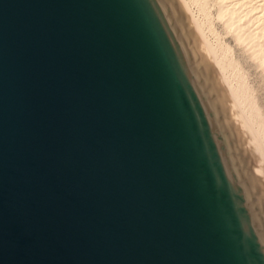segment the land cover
<instances>
[{
    "label": "water",
    "instance_id": "1",
    "mask_svg": "<svg viewBox=\"0 0 264 264\" xmlns=\"http://www.w3.org/2000/svg\"><path fill=\"white\" fill-rule=\"evenodd\" d=\"M176 0H0V264H264V204Z\"/></svg>",
    "mask_w": 264,
    "mask_h": 264
},
{
    "label": "rangeland",
    "instance_id": "2",
    "mask_svg": "<svg viewBox=\"0 0 264 264\" xmlns=\"http://www.w3.org/2000/svg\"><path fill=\"white\" fill-rule=\"evenodd\" d=\"M242 1L245 2L246 0H242ZM261 1L263 2L264 0H251V2L249 0V2L247 1V3H245V5L243 7H240V6H242V4H244V2H240V0H225L224 2L226 4H228V7L231 5L233 7H236L235 5L236 4L238 5L234 10H232V11L230 10L232 8V6H231V8H229L230 12L226 11L227 14H228V12L230 13V15L228 14L229 18L227 17L228 15L226 13H224L227 15L226 16V18H228V20H227L226 18H223V15L221 18H220L221 15H219L220 14L219 8H221V6L225 4L223 2V0H176L178 5L181 7V10H182L183 16H184V22L187 24L186 27L188 28V34L191 38V41H192L194 48L198 52V54L202 53L201 52L202 49L200 47V45L202 43L199 42V40H200V38L201 39L203 38L201 35L202 33H200V32H202L204 30V32L206 33L205 35H206L208 41H210L211 44L214 45V47H216L218 52L221 51L219 53L223 54V57L225 58L224 61L229 63V64L227 63L226 76H227V78L229 77L228 81L230 82V84L225 79V77H224L225 74H223L221 72L220 68L218 69L219 66H217V64H215V61H213V62L215 64V68H217V69L213 68V65H211L213 69L212 68L210 69L211 66L209 68H207V66H206L207 64L205 63V60H204L205 57L202 54L201 55L199 54L200 56L203 57V58H201V57L200 58H201V61L203 62V64L205 65L206 70L208 71L207 73H208V76L210 78L211 86H212V88L216 94V98H217L218 102H220L219 104H220L221 108L223 109L225 116L227 117V119L230 122V125H231L230 128L232 131V136L234 137L236 147L242 156V161L247 168V173H248L251 181H253V180L255 181V182H252V184H253V187L256 191V194H257L258 198H260V200L264 204V146H263L264 142L262 143V140H261L264 138V67H263L264 66V62H263L264 61V56H263L264 55V49H262V48H264V45L260 44V43L264 42V33H263L264 31H261L264 28V23L262 22V21H264V8L262 7V6H264V4H263L264 2L262 3ZM248 3H250L249 5H251V6H249ZM229 4H231V5H229ZM245 6L249 9H250V7H252V9L249 10L247 8H244ZM189 8H190V10H189ZM239 8H241V9H239ZM253 8H254V10H253ZM262 8H263V10H262ZM247 10H249V11H247ZM255 10H257V11H255ZM236 11H237V14H241L242 16L241 15L238 16L236 14ZM262 11H263V13H262ZM231 12L232 13L235 12V13L231 14ZM234 14H236V15H234ZM243 14H245V15H243ZM232 15L235 16V20L237 22L236 23L234 21L235 24L233 23V20H234L233 17L234 16H232ZM230 16H232V18H230ZM237 16L238 17H240V16L241 17H247L248 16V19L244 18V20H243V18H242V20H241ZM249 16H251V17H249ZM258 16H261L262 21L261 20H259V22L257 21ZM236 17L240 20V22L244 21L243 23H241V26H240L241 29H239L240 27L238 25L240 22L237 20ZM254 19H255V21H254L255 23H252ZM227 21H228V25H226ZM246 21L247 22L250 21V23L248 22V24H247ZM197 22H199V23H197ZM202 22L204 25L202 24ZM245 22H246V25L245 26L242 25ZM229 23L230 24L232 23V24L229 25ZM206 24H207V26H206ZM236 24H238V25H236ZM255 24H256V26H255ZM261 24L263 25V28H262V26H260ZM201 26H203V29H201L202 28ZM235 26L236 27L238 26L237 27L238 30L235 28ZM257 26H260L262 29L260 27H257ZM247 27H248V29L250 28L251 31L253 30L252 34L250 32V29L249 30L247 29L248 31L246 30ZM253 28L254 29L260 28L261 32L258 33L255 30L256 33H254ZM233 29H234V31H233ZM243 30L244 31L246 30V31L244 32ZM235 31L236 32L238 31V33H236ZM242 31L245 34H243ZM234 32L236 35L234 34ZM246 32H247V36H246ZM248 32L251 34L250 36L248 35ZM253 33H254V36L256 35L255 37L253 36ZM237 34H239V35H237ZM242 34H243V36H242ZM257 34L258 35L262 34V35H259L261 37H257ZM238 36H240L242 38H240ZM244 36H246V38H247V40L245 39V41H248L249 38H251L250 41L255 38L257 41H259L258 45H257V42L256 43L254 42L255 40L252 41L254 43L247 42V44L245 45L246 42L243 40V38H245ZM209 37H210V39H209ZM252 37H254V38H252ZM204 40H205V37H204ZM237 40H239V42ZM240 43H242V44H240ZM251 43H252L253 47L255 45L254 50L256 49L255 50L256 52H252V53H255L254 57H253L254 54L251 53V51H253L252 50L253 47L250 48L248 45V44L251 45ZM259 45L263 51L258 48ZM259 50L261 52H258ZM222 52H224V53H222ZM256 53H261V55L259 54L260 57L258 56V54L256 55ZM256 57L258 58V60ZM260 61L262 62V64ZM212 70H213V72H211ZM215 70L217 72H215ZM217 74H218V76H221L220 77L221 79L219 77L217 78ZM220 74H222L223 76ZM217 80H221V82L224 81V82H222L223 86L221 85L222 83H220L219 81L217 82ZM231 84H232V86H231L232 88L230 87ZM237 84H239L238 87H237ZM242 85H243V87H242ZM230 88L232 90H234L233 88H235V89L237 88V90L240 91V95L243 93L241 95L243 97V100L241 101L243 105L242 104L240 105L235 100L236 98L234 97V94L232 93V90ZM231 100H232V102H231ZM232 103L233 104L236 103L235 105H238V107H236L234 105L231 106ZM225 106L228 107L227 108L228 110L226 109ZM246 108H247V110H246ZM232 109H234L235 111ZM256 110H257V112H256ZM236 111L239 113V114L238 113H236V114H238L240 116V118H239V116H237V118L235 117ZM241 115H242V117H241ZM233 116L236 118V123L238 125L235 124V122H234L235 119ZM241 118L242 119L244 118L243 119L244 121L242 120L243 123L241 122ZM252 121H253V123H252ZM256 131H259L261 135L258 132V134H259V136H258ZM250 134H251V136H250Z\"/></svg>",
    "mask_w": 264,
    "mask_h": 264
},
{
    "label": "bare ground",
    "instance_id": "3",
    "mask_svg": "<svg viewBox=\"0 0 264 264\" xmlns=\"http://www.w3.org/2000/svg\"><path fill=\"white\" fill-rule=\"evenodd\" d=\"M224 1H225V0H223V2H224ZM247 1L249 2V0H246L245 2L242 1V0H240V2H244V4L241 3L242 6H240V7H243V6L245 5V3H247ZM232 2H233V1H232ZM250 2H251V0H250ZM258 2H259V1H258ZM261 2H262V1H261ZM263 2H264V1H263ZM263 2H262V3H263ZM224 3H225V2H224ZM249 4H250V3H248V5H249ZM263 4H264V3H263ZM229 5H231V4H229ZM258 5H259V4H258ZM231 6H232V5H231ZM231 6L228 7V4L225 3L224 5L221 6V8H219L220 11H219V10H218V11L220 12L219 15H221L220 18L222 17V15H223V18H226V16H227L228 14L230 15V13H229L230 10H231V11L234 10L238 5L236 4V5H235L236 7H233V6H232L233 9L231 8ZM249 6H251V5H249ZM249 6H248V7H249ZM252 6H253V5H252ZM262 7L264 8V6H262ZM229 8H231V9L229 10ZM244 8H247V7L245 6ZM254 8H255V7H254ZM254 8H253V10H254ZM259 8H260V7H259ZM263 8H262V10H263ZM237 9H238V8H237ZM239 9H241V8H239ZM242 9H243V8H242ZM247 9H249V8H247ZM250 9H252V7H250ZM250 9H249V10H250ZM189 10H190V8H189ZM249 10H247V11H249ZM226 11H229L228 14H227ZM255 11H257V10H255ZM224 13H226L227 15L224 14ZM233 13H235V12H233ZM233 13L231 12V14H233ZM238 13H239V12H238ZM241 13H242V12H241ZM262 13H263V11H262ZM236 14H237V11H236ZM236 14H234V15H236ZM246 14H247V13H246ZM248 14H249V13H248ZM252 14H253V13H252ZM224 15H225V16H224ZM229 15L227 16L228 18H229ZM234 15H232V16H234ZM237 15L239 16V15H241V14H237ZM243 15H245V14H243ZM249 15H250V14H249ZM232 16H230V18H232ZM238 16H237V17H238ZM241 16H242V15H241ZM241 16L238 17V18L241 19V20H242V18H243V20H244V18H247V19H248V16H247V17H241ZM237 17H236V18H237ZM249 17H251V16H249ZM254 17H255V16H254ZM228 18H226V19L228 20ZM238 18H237V20L240 22V20H239ZM252 18H253V17H252ZM259 18H260V19H259ZM193 19H194V18H193ZM196 19H197V18H196ZM233 19H234V20H233ZM233 19H232V20H233V23H234V21L236 22V20H235V16L233 17ZM200 20H201V19H200ZM221 20H222V19H221ZM230 20H231V19H230ZM259 20H261V16H258V20H257V21L259 22ZM194 21H195V20H194ZM254 21H255V19L253 20L252 23H255ZM261 21H262V20H261ZM190 22H191V21H190ZM195 22H196V21H195ZM195 22H194V23H195ZM229 22H230V21H229ZM231 22H232V21H231ZM243 22H244V21H243ZM243 22L241 21V22L239 23V25H238V24H236V25H238V26L240 27V26H241V23H243ZM246 22H247V21H246ZM246 22H245L244 24H242V25L245 26V25H246ZM248 22L250 23V21H248ZM248 22H247V24H248ZM262 22L264 23V21H262ZM262 22H261V23H262ZM192 23H193V22H192ZM197 23H199V22H197ZM197 23H196V24H197ZM226 23H227L226 25H228V21H227ZM236 23H237V22H236ZM256 23H257V22H256ZM202 24H203V22H202ZM231 24H232V23H231ZM231 24L229 23V25H231ZM234 24H235V23H234ZM257 24H258V23H257ZM186 25H187V24H186ZM198 25H199V24H198ZM203 25H204V24H203ZM258 25H259V24H258ZM206 26H207V24H206ZM238 26H237V27H238ZM253 26H254V25H253ZM255 26H256V24H255ZM260 26H262V28H263V25H262V24H261ZM260 26H257V27H260ZM201 27H202L201 29H203V26H201ZM231 27H232V26H231ZM233 27H234V26H233ZM237 27L235 26V28L238 30ZM205 28H206V27H205ZM225 28H226V27H225ZM229 28H230V27H229ZM260 28H261V27H260ZM260 28H259V29L257 28L258 30L253 28V29H254V33H256L255 30H256L258 33L261 32V31H264V28H263V30H261V31H260ZM262 28H261V29H262ZM201 29H200V30H201ZM231 29H232V28H231ZM239 29H241V27H240ZM242 29H243V28H242ZM244 29H245V28H244ZM247 29H248V27L246 28V30H247ZM249 29H250V28H249ZM249 29H248V30H249ZM229 30H230V29H229ZM229 30H228V31H229ZM246 30H245V31H246ZM248 30H247V31H248ZM198 31H199V30H198ZM201 31H202V30H201ZM207 31H208V30H207ZM207 31H206V32H207ZM233 31H234V29H233ZM239 31H240V30H239ZM243 31H244V30H243ZM243 31H242V33H243ZM245 31H244V32H245ZM235 32H236V31H235ZM235 32H234V34H235ZM250 32H251V34H252L253 30L251 31V29H250ZM200 33H202L201 35H202V37H203V38H202L203 40H204V37H205V40H204L205 42H204L201 38H200L201 41H200L199 39H198V40H199V42L202 43V44H201L202 46L200 45V47H201V49H202V50H201V52H202L201 54L205 57L204 60H205V63L207 64V65H206L207 68H209L211 65H213V68H215V64H217V66H219L218 69L220 68L221 72H222L223 74H225V76H224L225 79L228 81V78H229V77L227 78V76H226V72H227V63H228V62L224 61L225 58L223 57V54H220V53H219V52H221V51L218 52L217 49H216V47H214V45H212L211 42L208 41V39H207V37H206V35H205L206 33L204 32V30H203L202 32H200ZM236 33H238V31H237ZM254 33H253V36H254ZM263 33H264V32H263ZM263 33H262V34H263ZM210 34H211V33H210ZM229 34H230V33H229ZM240 34H241V33H240ZM243 34H245V33H243ZM243 34H242V36H243ZM251 34L248 32V35H249V36H250ZM262 34H259V35H262ZM204 35H205V36H204ZM235 35H236V34H235ZM237 35H239V34H237ZM259 35L257 34V37H261V36H259ZM246 36H247V32H246ZM246 36H244L245 38H243L244 41H245V39L247 40ZM249 36H248V37H249ZM255 36H256V35H255ZM255 36H254V37H255ZM197 37H198V36H197ZM199 37H200V36H199ZM238 37H240V36H238ZM254 37H252V38H254ZM240 38H242V37H240ZM209 39H210V37H209ZM238 39H239V38H238ZM250 39H251V38H249L248 41H245V42H246L245 45L247 44V42H252L253 40H255L254 42H255V43L257 42V45H258L259 41H257L255 38L252 39L251 41H250ZM198 40H197V41H198ZM243 40H242V41H243ZM237 41L239 42V40H237ZM244 41H243V42H244ZM217 42H218V41H217ZM254 42H252V43H254ZM205 43H206V44H205ZM252 43H251V45L248 44L250 48L253 47V46H252ZM197 44H198V43H197ZM217 44H218V43H217ZM240 44H242V43H240ZM243 44H244V43H243ZM260 44L264 45V42H263V43H260ZM245 45H244V46H245ZM253 45H254V44H253ZM262 45H261V46H262ZM198 46H199V45H198ZM222 47H223V46H222ZM254 47H255V45H254ZM254 47L252 48L253 51H251V53H252V52H256V51H255L256 49L254 50ZM218 48H219V47H218ZM246 48H247V47H246ZM250 48H249V49H250ZM256 48H257V47H256ZM258 48L261 49V48H260V45H259ZM262 49H264V48H262ZM262 49H261V50H262ZM247 50H248V49H247ZM198 51H199V50H198ZM249 51H250V50H249ZM262 51H263V50H262ZM199 52H200V51H199ZM258 52H261V51L259 50ZM222 53H224V52H222ZM199 54H200V53H199ZM201 54H200V55H201ZM252 54H254V55H253V57H254V56H255V53H252ZM257 54H258V56H259V54L261 55V53H256V55H257ZM226 55H227V54H226ZM262 55H263V54H262ZM251 56H252V55H251ZM258 56H257V57H258ZM263 56H264V55H263ZM200 57L203 58L202 56H200ZM257 57H256V58H257ZM259 57H260V56H259ZM259 57H258V58H259ZM256 58H255V59H256ZM258 58H257V60H258ZM227 59H228V58H227ZM202 60H203V59H202ZM259 60H260V59H259ZM213 61H215V64H214ZM261 61H262V60H261ZM261 61H260V62H261ZM263 62H264V61H263ZM228 64H229V63H228ZM261 64H262V62H261ZM204 66H205V65H204ZM231 66H232V65H231ZM263 67H264V66H263ZM211 68H212V66L210 67V69H211ZM213 68H212V69H213ZM229 68H230V67H229ZM215 69H217V68H215ZM211 72H213V70H212ZM215 72H217V71L215 70ZM230 73H231V72H230ZM230 73H229V74H230ZM220 75H222V74H220ZM222 76H223V75H222ZM228 76H229V75H228ZM232 76H233V75H232ZM218 77L220 78L221 76H218V74H217V78H218ZM237 77H238V76H237ZM220 79H221V78H220ZM231 80H232V79H231ZM231 80H230V81H231ZM218 81H219L220 83L224 82V81L221 82V80H217V82H218ZM227 81H226V82H227ZM228 83L230 84L229 81H228ZM221 85L223 86V83H222ZM221 85H220V86H221ZM224 85H225V84H224ZM238 85H239V84H237V87H238ZM231 86H232V84L230 85V87H231ZM228 87H229V86H228ZM234 87H235V86H234ZM242 87H243V85H242ZM231 88H232V87H231ZM231 88H230V89H231ZM227 89H228V88H227ZM233 89H234V90H232V89H231V90H232V93L234 94V97L236 98L235 100L241 105V104H242L241 101L243 100V97H242L241 95H242L243 93L240 95V91L237 90V88H236V89L233 88ZM243 91H244V90H243ZM226 94H227V93H226ZM245 94H246V93H245ZM245 96H246V95H245ZM250 99H251V98H250ZM247 100H248V99H247ZM228 101H229V100H228ZM231 102H232V100H231ZM226 103H227V102H226ZM235 104H236V103H235ZM235 104L232 103L231 106L234 105V106L238 107V105H235ZM242 105H243V104H242ZM249 105H250V104H249ZM252 105H253V104H252ZM225 107H226V106H225ZM240 107H241V106H240ZM227 108H228V107H226V109H227ZM234 109H235V108H234ZM234 109H232V110H234ZM237 109H238V108H237ZM255 109H256V108H255ZM227 110H228V109H227ZM235 110H236V109H235ZM235 110H234V111H235ZM246 110H247V108H246ZM244 111H245V110H244ZM244 111H243V112H244ZM228 112H229V111H228ZM248 112H249V111H248ZM252 112H253V111H252ZM256 112H257V110H256ZM236 113H238V112L236 111L235 114H236ZM238 114H239V113H238ZM238 114L235 115L236 118H237V116H239ZM244 115H245V114H244ZM249 115H250V114H249ZM251 115H252V114H251ZM233 117H234V116H233ZM235 117H234L235 121H234V120H233V121L235 122V124H237V123H236V118H235ZM241 117H242V115H241ZM239 118H240V116H239ZM243 119H244V118H243ZM243 119L241 118V122H242V123H243V121H244ZM252 119H253V118H252ZM231 120H232V119H231ZM242 120H243V121H242ZM233 121H232V122H233ZM249 121H250V120H249ZM256 122H257V121H256ZM244 123H245V122H244ZM252 123H253V121H252ZM237 125H238V124H237ZM234 126H235V125H234ZM240 129H241V128H240ZM256 132H257V135L259 136L260 132H259V131H256ZM258 132H259V134H258ZM240 133H241V132H240ZM246 133H247V132H246ZM252 134H253V133H252ZM248 135H249V134H248ZM260 135H261V134H260ZM250 136H251V134H250ZM260 138H261V137H260ZM261 140H262V143H263V142H264V141H263L264 138L261 139ZM247 145H248V144H247ZM263 146H264V143H263ZM251 147H252V146H251ZM257 154H258V153H257ZM259 159H260V158H259ZM262 167H263V166H262ZM262 171H263V170H262ZM260 181H261V180H260ZM252 182H255V181L253 180ZM255 185H256V184H255Z\"/></svg>",
    "mask_w": 264,
    "mask_h": 264
}]
</instances>
